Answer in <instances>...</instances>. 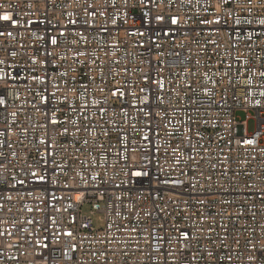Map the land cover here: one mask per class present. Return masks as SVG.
<instances>
[{
    "label": "built area",
    "instance_id": "1",
    "mask_svg": "<svg viewBox=\"0 0 264 264\" xmlns=\"http://www.w3.org/2000/svg\"><path fill=\"white\" fill-rule=\"evenodd\" d=\"M4 15L0 264H264V0Z\"/></svg>",
    "mask_w": 264,
    "mask_h": 264
},
{
    "label": "rangeland",
    "instance_id": "2",
    "mask_svg": "<svg viewBox=\"0 0 264 264\" xmlns=\"http://www.w3.org/2000/svg\"><path fill=\"white\" fill-rule=\"evenodd\" d=\"M236 115H237L238 118H240V119H244V113H242V112H238V113H236ZM253 128H254V126H253V122L250 121L249 124H248V130H249V131H252ZM89 211H90V206H89V205H85V206L82 207V212H83L84 214H89ZM100 216H101V215H100L99 213H95V214H92V215H91V218H92L94 224H96V225H101V222H100V218H101V217H100Z\"/></svg>",
    "mask_w": 264,
    "mask_h": 264
},
{
    "label": "snow or ice",
    "instance_id": "3",
    "mask_svg": "<svg viewBox=\"0 0 264 264\" xmlns=\"http://www.w3.org/2000/svg\"><path fill=\"white\" fill-rule=\"evenodd\" d=\"M0 19H3V20H9V19H11V17L10 16H8V15H4V16H2V17H0ZM176 21L175 20H173V23H175ZM13 23H15V21H13ZM53 43H55V41H53ZM248 143H252L251 141H247ZM69 235H70V233H69Z\"/></svg>",
    "mask_w": 264,
    "mask_h": 264
}]
</instances>
